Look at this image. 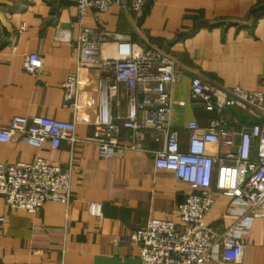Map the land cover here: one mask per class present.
Returning a JSON list of instances; mask_svg holds the SVG:
<instances>
[{
  "label": "crops",
  "instance_id": "obj_1",
  "mask_svg": "<svg viewBox=\"0 0 264 264\" xmlns=\"http://www.w3.org/2000/svg\"><path fill=\"white\" fill-rule=\"evenodd\" d=\"M88 28L102 41L106 57H117L112 34H123L144 48L154 47L176 60L180 74L171 86V123L181 144L188 140L186 124L205 126L214 116L191 98V80L225 87L241 86L264 93V0H149L141 11L133 0H121L109 11L89 9L80 22L72 2L58 0H0V123L14 116H46L75 120L76 133L85 138L95 131L101 76L99 68H80L74 53L82 31ZM43 57L38 76L23 69L28 53ZM80 75L76 109L65 106L62 83ZM126 88L120 84L112 113L119 124L127 110ZM184 101V105L178 102ZM241 116L237 108H229ZM142 116V115H141ZM119 140L130 144L131 132L121 129ZM147 145H161L148 138ZM209 153L223 150L210 144ZM44 158L62 168L71 167L70 203L48 200L37 213L11 209L0 196V264H142L139 246L130 240L133 230L149 219L179 221L178 205L191 191L173 172L158 169L151 154L129 149L121 157L104 158L91 142L62 140L37 146L18 134L0 142V162H35ZM102 204V215L90 211ZM243 203L218 194L205 223L221 230L239 217ZM246 249L241 262L264 264V211L249 217L242 235Z\"/></svg>",
  "mask_w": 264,
  "mask_h": 264
},
{
  "label": "built area",
  "instance_id": "obj_2",
  "mask_svg": "<svg viewBox=\"0 0 264 264\" xmlns=\"http://www.w3.org/2000/svg\"><path fill=\"white\" fill-rule=\"evenodd\" d=\"M58 1L74 3L77 19L82 22L89 9L105 13L121 0ZM148 2L133 0V9L139 12ZM109 36L102 32L98 39L85 28L74 48L79 69L106 71L101 76L93 134L79 138L75 120L14 116L9 124L0 123V142H10L18 134L37 146L50 142L54 148L62 140L95 143L104 158L121 157L129 149L151 154L156 168L173 172L191 191L177 207L179 221L153 218L131 232L130 240L139 246L142 264H212L218 257L225 262H241L248 219L264 211V93L241 86L225 87L194 76L191 98L214 116L205 126L189 121L183 147L179 131L171 123V86L180 78L176 60L160 49L137 45L123 34H112L118 55L106 57L101 44ZM42 64L43 57L31 52L23 60V69L38 76ZM79 84L78 73L70 74L62 83L65 106L77 108ZM120 84L127 90V110L121 124L112 113L113 103H120ZM229 108L239 109L242 115L230 113ZM121 129L131 132L130 144L120 142ZM148 138L161 146L149 147ZM210 144L220 147L223 154L209 153ZM71 176V167L62 168L44 158L33 163L0 162V196L11 209L37 213L48 200L72 201ZM218 194L243 203L238 219L222 230L204 221ZM90 211L100 217L102 204L92 202Z\"/></svg>",
  "mask_w": 264,
  "mask_h": 264
}]
</instances>
